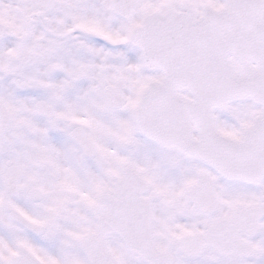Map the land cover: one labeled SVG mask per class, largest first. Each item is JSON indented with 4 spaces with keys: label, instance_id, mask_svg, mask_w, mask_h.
I'll list each match as a JSON object with an SVG mask.
<instances>
[{
    "label": "snow or ice",
    "instance_id": "snow-or-ice-1",
    "mask_svg": "<svg viewBox=\"0 0 264 264\" xmlns=\"http://www.w3.org/2000/svg\"><path fill=\"white\" fill-rule=\"evenodd\" d=\"M0 264H264V0H0Z\"/></svg>",
    "mask_w": 264,
    "mask_h": 264
}]
</instances>
